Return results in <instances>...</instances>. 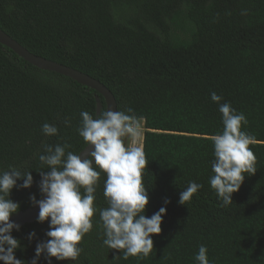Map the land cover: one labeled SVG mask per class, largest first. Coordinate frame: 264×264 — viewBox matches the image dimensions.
Masks as SVG:
<instances>
[{"label":"trees","instance_id":"1","mask_svg":"<svg viewBox=\"0 0 264 264\" xmlns=\"http://www.w3.org/2000/svg\"><path fill=\"white\" fill-rule=\"evenodd\" d=\"M0 29L30 53L100 82L117 111L131 108L143 117L145 215L166 207L147 257L124 259L104 246L94 214L78 259L51 264H198L201 245L210 264H264V0H0ZM213 91L246 116L242 130L256 139L250 148L257 171L229 205L209 184L211 137L222 131ZM97 96L105 110L95 90L40 70L0 44V172L15 167L33 177L29 189L10 193L18 212L33 206L30 196L42 198L37 171H47L39 161L44 145L67 144L66 152L76 154L87 146L77 132L80 113L95 118ZM44 123L58 134L45 136ZM105 179L102 173L98 208L107 207ZM189 182L203 187L181 205ZM48 230L47 221L37 220L14 230L21 245L15 257L30 264ZM38 264L48 261L41 256Z\"/></svg>","mask_w":264,"mask_h":264},{"label":"clouds","instance_id":"2","mask_svg":"<svg viewBox=\"0 0 264 264\" xmlns=\"http://www.w3.org/2000/svg\"><path fill=\"white\" fill-rule=\"evenodd\" d=\"M212 102L221 113L222 131L211 137L213 156L209 184L223 205L232 203L246 176L256 173V156L250 145L255 137L242 130L247 118L237 112L230 103H220L222 97L210 93ZM131 108L127 111L99 110L95 118L82 111L78 135L91 151L82 158L64 145H44V154L39 161L46 170L40 174L38 188L43 199L30 196L33 206L38 207L37 223L48 222L47 240L38 242L30 264H38L43 256L48 264L52 258L57 261H76L81 255L80 243L93 228L94 214L99 215L103 229V245L110 250L122 252L123 258L147 257L153 251L152 237L161 232L166 207H161L150 217L145 215L148 205V188L143 183L147 164L141 140L143 138V117H138ZM67 126L70 121L65 119ZM45 136H55L58 128L44 123ZM127 139L128 143H125ZM86 147L85 149H87ZM84 149V150H85ZM105 174L104 192L107 207L94 205L95 192L101 174ZM17 181H22L17 185ZM33 184L31 171L10 167L0 172V264H25L15 257L21 247L20 241L11 233L20 226L10 221L20 205L9 197L12 189H29ZM203 186L189 182L180 192L179 203L189 201ZM168 201H165V205ZM35 233L29 234V240ZM207 248L201 245L194 259L198 264H210Z\"/></svg>","mask_w":264,"mask_h":264},{"label":"water","instance_id":"3","mask_svg":"<svg viewBox=\"0 0 264 264\" xmlns=\"http://www.w3.org/2000/svg\"><path fill=\"white\" fill-rule=\"evenodd\" d=\"M0 44L8 47L23 60H25L26 62H28L29 64L33 65L34 67L40 70L50 71L63 75L84 86H87L95 90L103 98L105 104V110L109 109V110L117 111L116 101L112 93L97 80L89 77L84 73H81L80 71H77L70 67L64 66L62 64L47 60L45 58L30 53L28 50H26L20 44H18L15 40L9 37L1 29H0ZM101 109H102V104L99 97L97 96L96 113L98 114L99 110ZM86 147L88 148L85 149ZM86 147L84 148L85 150L83 149L80 151V153L82 152L81 154L82 158L86 157L88 153L91 151L90 149L91 146H86ZM41 199H43V197ZM38 212H39L38 207L32 206L31 208H28L25 211H20L10 216V221L15 222L20 227H22L25 224H30L36 221Z\"/></svg>","mask_w":264,"mask_h":264},{"label":"rangeland","instance_id":"4","mask_svg":"<svg viewBox=\"0 0 264 264\" xmlns=\"http://www.w3.org/2000/svg\"><path fill=\"white\" fill-rule=\"evenodd\" d=\"M143 129H144V126H143ZM144 131H145V129H144ZM144 131H143V133H144ZM142 140H143V138H142ZM142 140H141V145H142ZM125 141H126V144H127L128 143L127 139Z\"/></svg>","mask_w":264,"mask_h":264}]
</instances>
